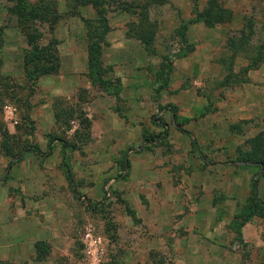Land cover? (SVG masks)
Instances as JSON below:
<instances>
[{"label": "rangeland", "instance_id": "rangeland-1", "mask_svg": "<svg viewBox=\"0 0 264 264\" xmlns=\"http://www.w3.org/2000/svg\"><path fill=\"white\" fill-rule=\"evenodd\" d=\"M28 1L34 3L37 0ZM53 2L62 17L52 33H48L45 24L31 25H35L42 33L41 43L50 35L55 38L60 64L63 55L67 53L62 43L69 37H80L84 29L80 19L71 13L68 0ZM219 3L231 12L230 20L210 28L200 22L187 24L184 33L186 45L179 42L174 30L180 24L186 25L195 11L205 5V0H167L163 5L150 8L149 19L156 24L152 43L154 55L144 51L134 39L129 40L130 50H127L137 67L135 77L141 74V79L144 78L142 81L146 83L141 90V99L148 114L137 113L134 118L136 123H131L129 116H125L110 103L118 119L123 120L124 128L113 131L111 128L116 123L109 119L105 126L106 129L110 126V129L103 133L104 129L99 130L96 124L98 116H91V119L87 116L90 120V139L76 150L63 147V144L73 141L77 121L73 119L66 125L63 121L56 124L45 111L46 103H56L57 107L69 105L66 100L52 99L46 95L48 89L57 85V74L43 76L36 84L28 86L23 77L21 62L27 49L24 34L29 31L9 13L11 3L0 0V125L11 136V156L5 157L0 151V204L12 207L14 203L20 202L22 208H27L24 217L17 219L11 210L13 218L9 220L0 207V238L5 234L13 236L19 227L28 230L27 237L31 241L41 240L42 236L56 235L55 241L58 240V243L54 241L51 244L55 254L54 264H65L77 256L79 236L83 226L89 223L106 239L102 264H178L172 256L160 259L157 248L163 247L164 250L174 238L183 233L182 228L172 226L179 218L167 216L172 223H168L157 235L154 231L157 220L151 218V227H147V218L140 217L141 208L150 206L148 199L156 201L157 190H199L194 185L190 188L185 179L179 178L178 166L182 165L176 163L178 157L165 156L166 153L173 154L174 149L166 141L169 131L164 128L167 118L162 114V108L172 105L169 90L173 88L174 79H169V87L165 85L164 90H159L162 81H156L154 74L158 70L160 58L168 57L172 67V63L179 60L176 56L178 49L181 47L187 51L192 46V52H186L181 58V65L171 68L170 76L172 70L176 71L177 76L181 75L182 85L195 89L200 96L198 98L204 99L209 111H215L218 102L219 106L227 101L230 92L238 86H218L223 71L214 61L226 55L225 38L236 35L248 19L252 24L250 44L262 38L264 0H219ZM76 11L79 15L81 12L84 18L93 15L89 6L77 8ZM107 19L112 32L107 33L105 40L109 39V42L116 44L120 40L118 31H125L127 23L134 21L135 16L113 11L111 7ZM141 57L143 64L138 63ZM243 57L237 55L234 70L246 64ZM190 63L197 64L196 74L191 71ZM262 72L256 73V92L264 97V70ZM99 91L97 84H90L89 89L80 92L79 98L89 102L95 96L94 93ZM3 106L10 107V119L3 113ZM25 107H28L27 115L32 122L31 133H28L26 122L23 121ZM83 112L88 113L86 110ZM240 127L237 146L258 131L264 132V109L256 115V120H246ZM178 129L184 138L188 136L183 128ZM175 136L178 135L172 134L170 137L174 139ZM232 141L231 137L223 139L224 144H231ZM165 168L170 171V179L163 178ZM253 178L257 181L256 190L264 192V176L256 169ZM211 185L209 181V188ZM20 190H36L37 193H32L24 200L22 195L19 197ZM180 197L181 206L185 210L187 205L198 199L195 194L187 196L184 193ZM260 200L264 201L262 194ZM51 215L58 216L57 224L63 222L61 226L50 225ZM162 236L166 240L163 243L157 241V237ZM149 250L153 252V258L147 257Z\"/></svg>", "mask_w": 264, "mask_h": 264}, {"label": "crops", "instance_id": "crops-1", "mask_svg": "<svg viewBox=\"0 0 264 264\" xmlns=\"http://www.w3.org/2000/svg\"><path fill=\"white\" fill-rule=\"evenodd\" d=\"M79 16L84 17L81 12ZM111 32L112 28L109 27L108 33ZM124 32L123 29L118 31L119 43L115 44L106 39L101 47L100 61L102 66L107 68L104 78L109 80L110 84L99 87L101 91L94 93L95 96L91 101L79 103L80 106L83 105L82 110L88 111L86 116L89 119L91 116H98L96 124L99 130L104 129L103 133L110 129V126L107 129L105 126L109 119L112 123H116V126L111 128L113 131L117 132L118 128H124L125 125L113 111L112 103L114 108H118L125 116L130 117L128 119L131 123H136L134 118L137 113L148 114V109L141 99V90L146 83L142 81L144 78L141 79V74L135 77L137 67L132 62L130 51H127L130 50V39L124 36ZM62 47L67 53L60 60L56 73L59 78L58 83L48 89L46 95H50L52 99L66 100L69 105H73L78 102L80 92L90 88V83L85 79L84 30L80 37L66 39ZM189 49L191 50L189 52H192V46ZM177 58L179 60L176 59L177 61L172 63L174 69L181 65L183 59V57ZM141 61L142 57L138 63L143 64ZM190 64H192L189 66L191 71L196 74L197 64ZM263 70L264 65H261L249 71L247 81L231 91L224 104L218 106L217 104L220 103L218 102L215 111L206 108L204 99L198 98L200 96L196 94L195 89H188L182 85L181 75L177 76L176 71L172 70L173 74L170 76V71L166 86L169 87L168 82L174 79L173 88L169 90L172 95V105L162 108V114L167 118L164 128L169 131L166 141L174 149V155L166 153L165 156L178 157L176 163L182 165L178 166L179 178L185 179L190 188L194 185L199 190H157L156 201L152 202L148 199L149 208L145 206L141 208L140 217L147 218V227H151L149 224L151 218L157 220L154 228L157 235L168 223L169 225L172 223L167 216L179 218L172 223V226L182 228L183 233L174 238L171 245L164 247V250L163 247L157 248L160 259L172 256L178 264L179 262L180 264H240L242 258H245L244 264H264V218L256 217V214L250 215L249 219L239 226L238 236L235 227L232 226V222L235 221L250 194L251 178L256 176V168L235 160L239 135L229 131L230 124L256 120V115L264 109V97L256 92V73H263ZM233 71L237 70L233 69ZM166 86L160 90H164ZM45 107L46 113L52 118L51 103H46ZM50 123L53 124L52 121ZM178 128H183L188 136L184 138ZM172 134L178 136L171 139ZM227 137L233 139L231 144H224L223 139ZM163 172V178H171L167 168ZM209 181L212 184L210 188ZM35 192L36 190H20L19 197L22 195L23 199L27 200L26 198ZM255 192L259 200L261 194L264 198V192H259L256 188ZM184 193L187 196L198 195V199L187 205L186 210L180 203L182 202L180 195ZM0 207L9 220L13 218L12 211L16 219L24 217V211H27V208H22L20 202L14 203L12 207L2 203ZM51 217L50 225L61 226L63 222L57 224L58 216L51 215ZM23 229L24 227H19L13 236L5 234L0 238V264H54L55 254L51 250V244L56 240V235L42 236L41 240L31 241V238L27 237L28 230ZM35 241H44L48 244L49 253L45 258H35L33 248ZM157 241L163 243L166 240L162 236L157 237ZM55 242L58 243V240ZM147 257L153 258V252L147 251Z\"/></svg>", "mask_w": 264, "mask_h": 264}, {"label": "trees", "instance_id": "trees-1", "mask_svg": "<svg viewBox=\"0 0 264 264\" xmlns=\"http://www.w3.org/2000/svg\"><path fill=\"white\" fill-rule=\"evenodd\" d=\"M8 1L11 3L8 9L9 13L14 15L19 23L29 31L24 34L27 49L22 55L21 68L28 86H31L36 84L37 80L43 76L56 74L59 68L55 38L50 35L44 43H41L42 33L35 25L32 26L31 24H45L48 33L51 34L62 15L58 12L53 0H37L34 3L28 0ZM68 1L71 6L69 8L71 13H73V16H78L83 24L86 53L85 77L91 85L97 84V87H103L110 84L109 80L104 78L107 68L102 66L100 56L101 47L105 43V36L109 31L107 13L111 7L113 11L130 13L135 16L134 21L127 23L124 36L139 42L144 51L154 55L152 43L155 36L156 24L149 19V10L153 6L165 4L167 0ZM85 6H89L93 12V15L89 18L79 16L76 11L77 8ZM230 18L231 12L221 6L219 0H205V5L201 10L195 11L193 18L188 20L186 25L180 24L174 31L179 38V42L182 45H186L184 33L186 32L187 24L200 22L205 27H213L228 22ZM1 32L0 28V48L2 45ZM251 36L252 24L248 19L244 27L236 35L226 37L224 42L226 55L220 56L215 60V63L223 71V77L218 83L219 87L226 88L245 83L247 81V73L264 64V30L262 38L257 40L255 44H250ZM178 51L176 56L183 57L186 52L191 50L184 51L180 47ZM238 54L244 56L243 59L246 64L234 72L233 65ZM171 68L168 57L163 56L160 58L158 70L154 74L157 81H162V85L158 87L159 90L167 84ZM80 102L81 98L78 97V102L73 105L57 107L56 103H51L54 123L57 124L63 121L66 125L69 120L74 119L77 121V127L73 131V141L63 144V147L76 150H79V146L84 145L90 139V120L79 105ZM25 109L26 114H24L23 121L26 122L25 125L28 127V133H31L32 122L27 115L28 107H25ZM242 123H246V120L230 124L229 131L239 135ZM10 137L6 129L0 125V151L5 157L11 156ZM235 160L255 167L264 176V132L258 131L253 136L246 138L241 145L237 146L235 148ZM256 182V179L252 177L250 194L237 214L235 221L232 222L237 236L239 235V226L248 220L250 215L256 214V217L264 218V201L257 198V193L255 192ZM33 248L36 259H43L49 253V246L44 241H35ZM245 260V258H242L240 264H244Z\"/></svg>", "mask_w": 264, "mask_h": 264}, {"label": "built area", "instance_id": "built-area-1", "mask_svg": "<svg viewBox=\"0 0 264 264\" xmlns=\"http://www.w3.org/2000/svg\"><path fill=\"white\" fill-rule=\"evenodd\" d=\"M7 119L11 117L9 106H3ZM106 239L89 223H86L79 236V252L65 264H102L105 257Z\"/></svg>", "mask_w": 264, "mask_h": 264}]
</instances>
